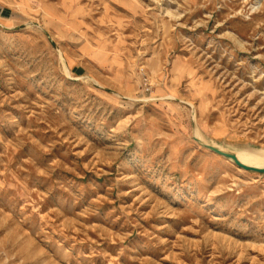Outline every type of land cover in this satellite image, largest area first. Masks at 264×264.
Segmentation results:
<instances>
[{
	"label": "rangeland",
	"instance_id": "374dc122",
	"mask_svg": "<svg viewBox=\"0 0 264 264\" xmlns=\"http://www.w3.org/2000/svg\"><path fill=\"white\" fill-rule=\"evenodd\" d=\"M194 109L264 153V0H0V264H264Z\"/></svg>",
	"mask_w": 264,
	"mask_h": 264
},
{
	"label": "water",
	"instance_id": "95a60500",
	"mask_svg": "<svg viewBox=\"0 0 264 264\" xmlns=\"http://www.w3.org/2000/svg\"><path fill=\"white\" fill-rule=\"evenodd\" d=\"M187 104L193 106L191 103L186 102ZM195 109L193 110V138L199 143L201 144L203 147L223 156L226 157L230 160H232L237 166H239L240 168H243L247 171H254V172H258L261 174H264V165L259 166L256 163H246L244 162L240 157H239V153L241 151H233V150H228L226 148L220 147L214 143H210L208 141H206L205 139H203L202 137L199 136L198 132H197V124H196V114H195ZM243 152V151H242ZM247 152H251V153H259V152H263V151H254V150H250Z\"/></svg>",
	"mask_w": 264,
	"mask_h": 264
},
{
	"label": "bare ground",
	"instance_id": "6f19581e",
	"mask_svg": "<svg viewBox=\"0 0 264 264\" xmlns=\"http://www.w3.org/2000/svg\"><path fill=\"white\" fill-rule=\"evenodd\" d=\"M239 157L246 163H255L258 164L259 166L264 165V153H260V155L256 156V157H252V156H243L239 153ZM252 159L250 160L249 158Z\"/></svg>",
	"mask_w": 264,
	"mask_h": 264
}]
</instances>
